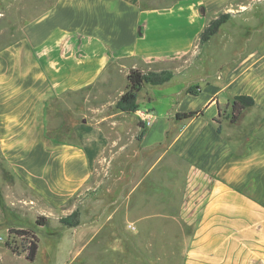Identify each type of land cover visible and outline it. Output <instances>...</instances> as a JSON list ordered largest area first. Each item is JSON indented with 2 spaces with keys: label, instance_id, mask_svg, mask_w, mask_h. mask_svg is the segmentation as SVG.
Segmentation results:
<instances>
[{
  "label": "crops",
  "instance_id": "crops-1",
  "mask_svg": "<svg viewBox=\"0 0 264 264\" xmlns=\"http://www.w3.org/2000/svg\"><path fill=\"white\" fill-rule=\"evenodd\" d=\"M240 5L47 0L21 25V36L0 48V155L37 196L39 214L52 220L78 212L77 223L66 226L74 250L125 253L127 264L146 257L174 264L173 252L177 264H264L263 44L217 81L200 77L196 92L187 85L165 90L173 71L161 84L144 83L136 102L148 125L135 111L107 113L100 103L72 126L74 139L47 131L53 99L70 106L67 94L109 85L117 73L160 71L190 53L219 13L233 16ZM160 91L170 106L154 105ZM241 94L254 104L232 122V98ZM114 177L116 196L111 187L95 194ZM82 190L94 193L80 203Z\"/></svg>",
  "mask_w": 264,
  "mask_h": 264
},
{
  "label": "rangeland",
  "instance_id": "rangeland-1",
  "mask_svg": "<svg viewBox=\"0 0 264 264\" xmlns=\"http://www.w3.org/2000/svg\"><path fill=\"white\" fill-rule=\"evenodd\" d=\"M37 1L0 0V48L18 39L21 36V25L41 13L39 8H42L47 0H41L40 4H37ZM172 1L174 0H141V4L159 7L168 5ZM242 1L243 5L233 8L235 10V13H232L233 16L231 15V18L223 23L208 41L202 44L198 41L192 51L179 61L160 65L161 70L166 69L175 73L165 90L175 92L187 85V90L196 92L199 89L200 77L217 81V73L237 66L245 52L253 50L258 45L264 46V0ZM236 9L242 11L238 12ZM126 84V76L117 73L113 75L109 85L88 87L76 93L67 94L65 98L71 103L70 106L57 102V98L53 99L50 106L52 111L50 124L47 125L48 134L60 140L74 139L72 126L83 118L89 119L92 106L103 103L105 109L110 108L107 113L116 111L114 101L125 89ZM144 86H146L145 91L148 88L151 89V85ZM144 90L138 96L140 101L143 100ZM154 92L159 93L157 89H154ZM172 99V102L176 103L173 95ZM154 102V105L164 107L171 104L169 96H164L161 91ZM144 105L141 103V107ZM232 127L236 128L234 125ZM106 183L108 184L105 185ZM106 183L103 184L104 186L100 185L95 194L103 192L108 194L106 188L111 187L113 193L109 194L116 196L119 189L117 178L114 177ZM91 193L94 192L82 190L77 200L83 203L84 198ZM38 203L35 193L19 184L15 173L0 155V264H127L125 253L103 252L91 248L74 250L69 245L71 238L69 229L59 222V218L49 219L47 225H37L35 218L40 212ZM11 227L28 228L35 233L38 238V248L34 260L26 259L28 244L16 234L10 233ZM176 234V230L173 229L172 235ZM169 257L172 263L177 264L175 252ZM171 260L168 262L170 263ZM133 262L134 264H155L147 257Z\"/></svg>",
  "mask_w": 264,
  "mask_h": 264
},
{
  "label": "trees",
  "instance_id": "trees-1",
  "mask_svg": "<svg viewBox=\"0 0 264 264\" xmlns=\"http://www.w3.org/2000/svg\"><path fill=\"white\" fill-rule=\"evenodd\" d=\"M230 17V12L220 13L217 17L212 19L200 32L198 41L200 44L205 43L208 39L214 35L219 27L225 23ZM173 76V73L170 70H160L157 72L147 71L143 72L139 68H130L126 80L127 84L122 92V94L117 98L115 102V107L124 112H134L138 108L136 102L137 92L141 89L144 83L156 85L161 84ZM189 92H194L191 89H188ZM254 104V99L250 95H236L232 98L231 103V117L230 121L236 122L246 107H249ZM202 109L191 110L187 112H177L175 115L177 118H189L195 115L201 114ZM140 135H138L139 137ZM78 212L75 210L69 215L62 216L59 218V222L64 226H73L77 223ZM48 216L38 214L35 218V223L39 226L47 225ZM9 232L16 234L23 241L27 242V253L26 259L34 260L37 248H38V238L35 233L28 228H9ZM7 245H9L6 242ZM14 251V250H13Z\"/></svg>",
  "mask_w": 264,
  "mask_h": 264
},
{
  "label": "built area",
  "instance_id": "built-area-1",
  "mask_svg": "<svg viewBox=\"0 0 264 264\" xmlns=\"http://www.w3.org/2000/svg\"><path fill=\"white\" fill-rule=\"evenodd\" d=\"M136 115L138 116V118L144 123V124H150L151 120L150 117L147 114V111L144 109H137L136 111Z\"/></svg>",
  "mask_w": 264,
  "mask_h": 264
}]
</instances>
